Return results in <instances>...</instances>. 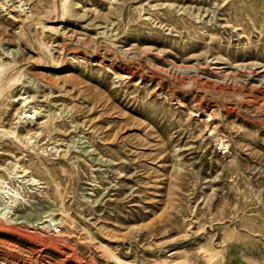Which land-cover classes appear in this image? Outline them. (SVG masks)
Returning <instances> with one entry per match:
<instances>
[{"label": "rangeland", "instance_id": "obj_1", "mask_svg": "<svg viewBox=\"0 0 264 264\" xmlns=\"http://www.w3.org/2000/svg\"><path fill=\"white\" fill-rule=\"evenodd\" d=\"M0 264H264V0H0Z\"/></svg>", "mask_w": 264, "mask_h": 264}]
</instances>
